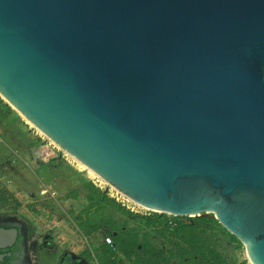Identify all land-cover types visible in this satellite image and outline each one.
<instances>
[{
  "label": "water",
  "instance_id": "obj_1",
  "mask_svg": "<svg viewBox=\"0 0 264 264\" xmlns=\"http://www.w3.org/2000/svg\"><path fill=\"white\" fill-rule=\"evenodd\" d=\"M0 96L129 200L217 220L264 264V0H0Z\"/></svg>",
  "mask_w": 264,
  "mask_h": 264
},
{
  "label": "rangeland",
  "instance_id": "obj_2",
  "mask_svg": "<svg viewBox=\"0 0 264 264\" xmlns=\"http://www.w3.org/2000/svg\"><path fill=\"white\" fill-rule=\"evenodd\" d=\"M4 102L6 103L5 100ZM14 113L19 118L16 121H13V116L0 119V211L3 209L4 212H13L29 222L39 234L52 231L60 251L59 256L62 251L70 252L74 257L71 264H117L118 251L103 243V239L110 236L108 224L103 223L92 234H88L82 227L87 219L93 223L98 214L95 208L88 214L85 213L90 191L79 180L84 178L94 182L103 191L112 187L85 170L78 161L28 123L16 110ZM39 138L42 140L40 147L27 149L30 141ZM44 149L50 153L46 160L36 153L37 150ZM42 163L48 165L43 166ZM80 186L82 191L75 196V190ZM3 197L8 203L2 202ZM104 213L108 214L105 219L113 216L117 221L126 220L118 213ZM148 213L159 214L152 211ZM173 217L166 214L168 219H174ZM177 218L180 217L175 219ZM187 218L180 219L188 221ZM129 225L136 226L133 218ZM217 233L221 245L219 251L228 264H252L242 243L232 242L221 229ZM41 263L58 264V259L46 253L42 254Z\"/></svg>",
  "mask_w": 264,
  "mask_h": 264
},
{
  "label": "trees",
  "instance_id": "obj_3",
  "mask_svg": "<svg viewBox=\"0 0 264 264\" xmlns=\"http://www.w3.org/2000/svg\"><path fill=\"white\" fill-rule=\"evenodd\" d=\"M0 106L4 108L5 115L3 119L11 118L12 116L16 119H19L14 113V110L8 106L2 98H0ZM28 134H24L23 137H26ZM27 140V139H26ZM29 141V140H28ZM42 140L39 138L36 141H30L27 145V149L33 148V146H41ZM43 166L48 164L42 163ZM79 183L82 184L90 192L87 196L88 206L85 210L87 214L93 209H96L98 214L97 219L92 220L87 219L85 224H82V227L87 231L88 234H92L97 231L103 223L108 224L110 229V236L113 238L115 248L121 252L124 256L123 260L118 264H162L163 258H140L139 252L146 250L145 248L151 245H156L153 239V233L158 232L159 234L166 236L167 233L171 235V240L169 239L170 245L180 246L182 245L178 242V239H181L182 243L191 244V245H204L207 256L206 262L208 264H228L223 258L219 251L220 241L218 237L217 230H220L226 235V238H229L232 242H241L227 232L217 220L209 218H197L189 220L190 222L185 223L177 220V226L173 232H169L170 228L166 225L168 218L161 214H154L152 217H142L139 215H134L125 207H123L116 200L112 199L108 194H105L94 182L87 181L84 178L79 180ZM82 191V186L75 190V196H77ZM2 201L8 203V200L3 197ZM110 211L111 214H121L124 219L123 221H117L114 217L105 219L108 215L104 212ZM133 217L135 220L136 226H130L129 221ZM107 218V217H106ZM105 219V220H104ZM189 219V218H188ZM166 225L163 227V225ZM163 227V228H159ZM168 236V235H167ZM106 238V237H105ZM169 238V236H168ZM150 253H153V250L148 249ZM184 260L181 259L180 262L177 261L174 264H183ZM166 264H171L170 261H167Z\"/></svg>",
  "mask_w": 264,
  "mask_h": 264
},
{
  "label": "flooded vegetation",
  "instance_id": "obj_4",
  "mask_svg": "<svg viewBox=\"0 0 264 264\" xmlns=\"http://www.w3.org/2000/svg\"><path fill=\"white\" fill-rule=\"evenodd\" d=\"M134 215L152 217L154 214L146 213ZM161 215L165 216L166 214ZM180 218L177 220L185 223H188L190 222L189 220H192L191 218H187L188 221H183ZM170 220L173 222L172 224ZM177 220L175 221L174 219H168L166 225L170 228L169 232L174 231L175 226H177ZM166 225L164 224L163 227ZM16 229L18 230V235L16 239H12L11 233ZM0 231L4 232V236L0 239V264H42L41 256L42 254L46 253L50 254L53 258L58 259V264H71L74 259L72 254L68 251H62L59 256L60 251L52 231L39 234L37 230L29 224V222L16 216L13 212H4L3 209L0 211ZM167 235L163 236L158 232H154L153 237L155 238L153 240L157 242L156 245L148 246L145 248L146 250L140 251V258H163L162 264H166L167 261H170L171 264H174L177 261L180 262L181 259L184 260L183 264H208L206 262L207 251L204 245H185L182 243L181 239H178V242H180L182 245H170L169 239L171 240L172 238L169 233H167ZM105 246L110 248L107 245ZM148 249L153 250V253H150ZM118 253V263H120L124 256L121 254V252L118 251ZM88 256L90 257V255ZM93 257L96 259L95 255Z\"/></svg>",
  "mask_w": 264,
  "mask_h": 264
},
{
  "label": "built area",
  "instance_id": "obj_5",
  "mask_svg": "<svg viewBox=\"0 0 264 264\" xmlns=\"http://www.w3.org/2000/svg\"><path fill=\"white\" fill-rule=\"evenodd\" d=\"M36 153H38L39 155H42L43 160H46V157H50V153L48 151H46L45 149L40 151L37 150ZM97 186V184H96ZM103 189V188H101ZM108 195L116 200L118 203H120L123 207H125L127 210H129L131 213L133 214H146L148 212H151L150 210L134 203L133 201L129 200L127 197H125L122 193H120L119 191H117L116 189L112 188H108ZM171 224L173 223L170 220ZM104 244L109 246L110 248H115L114 246V242H113V238L111 236H107L106 238L103 239Z\"/></svg>",
  "mask_w": 264,
  "mask_h": 264
},
{
  "label": "bare ground",
  "instance_id": "obj_6",
  "mask_svg": "<svg viewBox=\"0 0 264 264\" xmlns=\"http://www.w3.org/2000/svg\"><path fill=\"white\" fill-rule=\"evenodd\" d=\"M28 122V121H27ZM29 123V122H28ZM31 124V123H30ZM32 125V124H31ZM81 164V163H80ZM81 166L87 170L90 174L94 175V176H97V174H95L92 170H90L89 168H87L86 166H84L83 164H81ZM99 177V176H97ZM251 261V260H250ZM251 263L253 264V262L251 261Z\"/></svg>",
  "mask_w": 264,
  "mask_h": 264
},
{
  "label": "crops",
  "instance_id": "obj_7",
  "mask_svg": "<svg viewBox=\"0 0 264 264\" xmlns=\"http://www.w3.org/2000/svg\"><path fill=\"white\" fill-rule=\"evenodd\" d=\"M4 113H5L4 108L0 106V119L3 118V115H5ZM0 130H1V129H0ZM94 184H95V183H94ZM95 185H96V184H95ZM103 243H104V242H103Z\"/></svg>",
  "mask_w": 264,
  "mask_h": 264
}]
</instances>
